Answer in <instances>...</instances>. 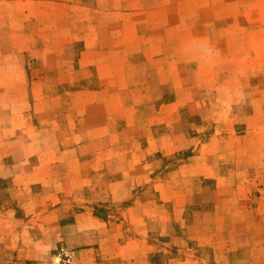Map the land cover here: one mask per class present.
<instances>
[{
	"label": "crops",
	"instance_id": "0c3cea01",
	"mask_svg": "<svg viewBox=\"0 0 264 264\" xmlns=\"http://www.w3.org/2000/svg\"><path fill=\"white\" fill-rule=\"evenodd\" d=\"M194 4L183 5L186 15L180 17L179 6L164 10L162 0H0V178L10 176L14 186L43 190L28 195L26 204L34 206L30 214L41 219L44 231L34 240L33 226L17 223L14 213L0 212V247L28 254L29 264H47L60 242L73 245L68 264H147L146 213H134L131 220L122 215L132 227L121 232L96 217L91 203L79 195L82 149L101 155L107 165L133 153L135 167L124 171L138 174L108 185L113 193L130 194L148 184L154 171H163L153 166L155 158L148 164V157L157 155L160 161L185 150L191 154L186 164L191 176L214 180L213 193L227 196L246 187L250 179L239 174L252 163H236L237 177L230 179L217 159L224 149L212 148L222 132H214L211 141L205 127L196 134L174 129L182 110L203 124L211 120L207 81L215 74L216 60L224 59L220 45L225 42L220 33L212 38V25L225 21L241 39L244 27H264V14L254 18L235 10L228 15L219 5L212 19L204 3ZM250 42L261 41L251 37ZM212 44L220 48L212 51ZM28 56L42 63L29 66ZM90 76L99 86L76 87ZM165 96L169 98L163 100ZM131 141L139 142L132 147ZM16 151L22 153L21 160L6 164ZM144 172L148 179L142 182ZM72 208L77 209L72 221L62 223ZM190 228L198 235L197 224ZM196 247L199 258L179 264L222 261L240 248L226 243ZM40 250L44 255L35 256ZM203 253L210 261L200 259ZM214 259L215 264H227Z\"/></svg>",
	"mask_w": 264,
	"mask_h": 264
},
{
	"label": "rangeland",
	"instance_id": "374dc122",
	"mask_svg": "<svg viewBox=\"0 0 264 264\" xmlns=\"http://www.w3.org/2000/svg\"><path fill=\"white\" fill-rule=\"evenodd\" d=\"M193 2L194 5L204 3L206 11L211 14L219 5L225 7L228 15L235 10H241L244 14H253L254 18L264 14V0H162V5L164 10H170V7L174 5L179 6V15L172 14V16L182 17L186 15L185 12H181L182 6ZM164 13L170 14V11ZM253 21L255 22L253 19L250 23ZM227 25L222 20L212 25V38L214 35L215 39H218L217 36L220 33L225 37V42L220 45L224 59L216 60L213 66L215 74L209 76L207 81L210 93L206 97L210 101L211 120L203 124L198 117L188 116V113L182 110L180 125L174 130L196 134L205 127L206 140L211 137V141L214 139V132H222L220 136H217L218 142L212 145V148L215 146L214 149L218 147L224 149L217 159L220 158L219 161L224 164L222 167L230 175V179L237 177V174L233 173L236 163H252L247 172L239 174L244 180L250 179L249 183L245 184V188L227 196L213 193L214 180H204L201 176L194 179L191 176L192 171L186 165L191 154L189 150H185L160 161H157V155L148 157V164L155 158L153 162L157 163L153 166L157 168L162 166L163 171H154L148 184L134 188L130 194L118 191L113 193L108 185L124 175L130 177L138 174L134 170L124 171L126 167H135L133 153L120 155L107 165L101 155L96 157L87 154L90 151L88 149L81 150L83 151L80 157L81 172L78 173L77 180L82 184L80 187L82 191L79 195L91 203L89 205L93 206L96 217L104 222H110L111 227H119L123 232L132 226L124 221L122 215L125 214L131 220L135 217L134 213H146L147 264H171L172 260L179 264V262L199 258L201 253L196 251L198 244L225 243L228 247L237 245L240 248L225 260L223 259V263L264 264V171H262L264 169V42H262L264 27L246 26L241 35L242 38L239 39L235 37V28ZM255 35L258 37L254 38ZM251 37L261 42L257 44L250 42ZM213 46L215 47L214 44ZM214 47L212 51L220 48L218 45L217 48ZM72 50L76 52L77 47L74 46ZM32 55L38 54L32 53ZM26 62L29 66H35L42 63V60L28 56ZM219 70L220 74H218ZM50 78L51 83H54V77ZM98 83V79L90 76L76 84V87L99 86ZM167 98L169 97L165 96L163 100ZM220 98L221 103L217 101ZM160 128L168 130V127L160 126ZM224 137L226 138L222 140ZM237 137L239 138L236 139ZM138 142L134 141L133 144L131 141L129 146L133 147ZM70 143H72L71 140ZM20 158L22 153L16 151L8 158L9 163L6 164H17ZM212 164L219 166L218 160L212 159ZM143 175L142 182L148 179V172H144ZM190 179L193 180L192 186L189 187L187 185ZM161 182L169 183V185L167 187L160 185ZM259 182H262V185L257 186ZM179 190H184V194ZM42 191L40 187L26 189L14 186L10 176L0 178V212L14 213L18 219L17 223L33 226L31 237L34 240L42 237L43 224L40 222L41 219L36 220L37 218L30 214L35 208L32 204H26V201L31 193ZM215 199L218 201L214 202ZM135 201L138 204L132 205ZM130 207L133 210L126 212ZM76 210L69 209L68 218L62 223L69 225ZM195 224L198 225V235L196 230L195 232L191 228L187 230V226ZM23 230L26 231V229ZM72 246L71 242L57 243L55 249L49 253L46 263L68 264L69 252H72L69 248ZM34 253L38 257L40 254L44 255L42 250ZM203 254L200 259L207 258L206 260L210 261V257L205 255L208 253ZM27 255H17L0 247V264H29L26 262ZM212 259L214 258H211L209 264H215ZM214 261L222 263L219 258ZM113 264L121 263L115 260Z\"/></svg>",
	"mask_w": 264,
	"mask_h": 264
}]
</instances>
